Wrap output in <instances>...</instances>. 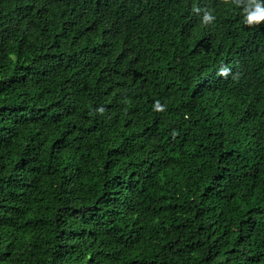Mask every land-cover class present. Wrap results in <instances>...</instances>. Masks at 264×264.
<instances>
[{"label":"trees","instance_id":"trees-1","mask_svg":"<svg viewBox=\"0 0 264 264\" xmlns=\"http://www.w3.org/2000/svg\"><path fill=\"white\" fill-rule=\"evenodd\" d=\"M257 4L0 0V264H264Z\"/></svg>","mask_w":264,"mask_h":264},{"label":"clouds","instance_id":"clouds-1","mask_svg":"<svg viewBox=\"0 0 264 264\" xmlns=\"http://www.w3.org/2000/svg\"><path fill=\"white\" fill-rule=\"evenodd\" d=\"M253 3H255V0H253ZM195 11L199 12L200 9L196 8ZM214 19H215V17L211 14V12H205V14L203 15L202 23L209 24ZM261 22H264V7H261L260 5L257 4L255 7V10L252 11L248 16V23L249 24H252V23L258 24ZM229 74H230V69H228L227 67H223L221 69V71L218 73V75H220L222 77H227ZM156 109L162 110L160 105H159V102H157V104H156Z\"/></svg>","mask_w":264,"mask_h":264}]
</instances>
